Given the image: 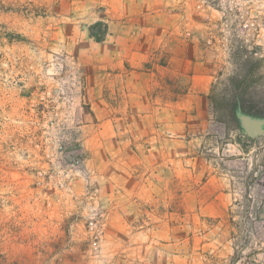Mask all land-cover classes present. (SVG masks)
Listing matches in <instances>:
<instances>
[{
    "label": "rangeland",
    "instance_id": "1",
    "mask_svg": "<svg viewBox=\"0 0 264 264\" xmlns=\"http://www.w3.org/2000/svg\"><path fill=\"white\" fill-rule=\"evenodd\" d=\"M238 112L264 119V0H0V264H264Z\"/></svg>",
    "mask_w": 264,
    "mask_h": 264
},
{
    "label": "crops",
    "instance_id": "2",
    "mask_svg": "<svg viewBox=\"0 0 264 264\" xmlns=\"http://www.w3.org/2000/svg\"><path fill=\"white\" fill-rule=\"evenodd\" d=\"M203 80H205V79H203ZM198 81L199 80H196L195 78L192 79L188 90L184 91V93L178 94L176 96V97H182L181 101H179V100L176 101V104L179 108H182L184 110H190V109L196 110V113L192 116H194L196 118H203L204 116L208 115V113H209L207 111L209 108L207 100H206L207 96L206 95H193L190 93L191 91H196L198 89ZM206 90H208V87L206 85H203L202 92H205ZM155 97H159V96H155ZM190 97H198L199 104H196L195 106H193V104H188V100L190 99Z\"/></svg>",
    "mask_w": 264,
    "mask_h": 264
},
{
    "label": "water",
    "instance_id": "3",
    "mask_svg": "<svg viewBox=\"0 0 264 264\" xmlns=\"http://www.w3.org/2000/svg\"><path fill=\"white\" fill-rule=\"evenodd\" d=\"M237 118L240 121L241 127L249 137H256L264 132V119L255 118L247 114L237 113Z\"/></svg>",
    "mask_w": 264,
    "mask_h": 264
},
{
    "label": "trees",
    "instance_id": "4",
    "mask_svg": "<svg viewBox=\"0 0 264 264\" xmlns=\"http://www.w3.org/2000/svg\"><path fill=\"white\" fill-rule=\"evenodd\" d=\"M90 33H91V35L94 36L98 41L102 39L101 36H102L103 34H102V35H98V34H96V33L93 31V26L90 27ZM242 102H243V104H244V106H245L246 101H245V100H242ZM246 106H247L248 108H254V104H252V103H250V104H248V105L246 104Z\"/></svg>",
    "mask_w": 264,
    "mask_h": 264
}]
</instances>
